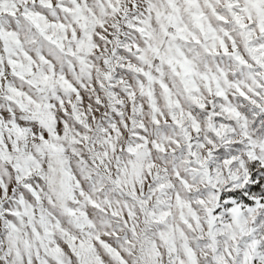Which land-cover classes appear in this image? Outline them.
<instances>
[{"label": "snow or ice", "instance_id": "1", "mask_svg": "<svg viewBox=\"0 0 264 264\" xmlns=\"http://www.w3.org/2000/svg\"><path fill=\"white\" fill-rule=\"evenodd\" d=\"M0 264H264V0H0Z\"/></svg>", "mask_w": 264, "mask_h": 264}]
</instances>
